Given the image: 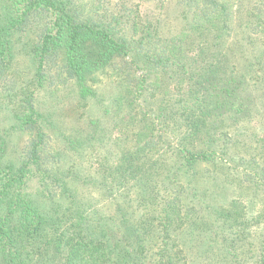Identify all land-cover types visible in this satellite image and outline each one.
I'll return each instance as SVG.
<instances>
[{
	"label": "trees",
	"instance_id": "1",
	"mask_svg": "<svg viewBox=\"0 0 264 264\" xmlns=\"http://www.w3.org/2000/svg\"><path fill=\"white\" fill-rule=\"evenodd\" d=\"M149 1L170 0H0V264H264L257 219L203 201L195 213L197 193L171 191L199 163L244 154L241 124L264 119V0H176L181 29L165 37L144 19ZM104 74L122 121L86 122L84 141L77 130L58 149L42 96L74 86L81 104ZM14 132L26 140L13 157Z\"/></svg>",
	"mask_w": 264,
	"mask_h": 264
},
{
	"label": "rangeland",
	"instance_id": "2",
	"mask_svg": "<svg viewBox=\"0 0 264 264\" xmlns=\"http://www.w3.org/2000/svg\"><path fill=\"white\" fill-rule=\"evenodd\" d=\"M142 11L144 19L154 24L156 33L164 35L163 37L179 33L181 29L180 9L176 4V0H170L164 5L150 1L149 3L145 2ZM17 67L20 70L27 69V63L22 56H20V65H17ZM73 87L63 86L54 92L50 91L52 94L48 92L45 94V97L42 96L43 104H47L50 107V111L54 110L55 112L56 119L54 121L57 127L54 130V134L58 138L56 144L60 150H62L60 147L66 141V137L71 135V132L81 130L82 133L80 135H83V137L78 141H84L93 128L90 126L91 121H98L100 127L109 132V129L115 125V122L122 121L120 119L122 116L118 114L127 110L126 106H123L119 99L120 93H122L120 86L108 74L102 75L99 79L96 86L95 98L84 101L81 104ZM49 94L50 96H48ZM259 118L253 120L250 124H241L243 125V131L241 132L245 133L247 139L249 138L248 150L243 147L242 141L241 151L244 154L234 155L235 151L230 150V154L234 156H230V154H228L229 156H222L221 154L218 161L214 158V162L199 163L193 172L189 174L195 180L191 185L186 180L175 181V188H172L173 190L171 191L176 192L181 190L197 193L196 196L189 193L188 196L190 198H185V205H188L189 208L191 206L193 212L198 213V207L202 208L203 205L200 203L197 205V202L203 201L206 203V207L208 205L214 208L216 206L221 207L218 211V216L221 218L223 213L233 216L239 214L240 220H245V223L249 220L254 221V219H257V225H264V119ZM86 122L90 124L88 128ZM115 131L111 132L114 133ZM20 134L14 132L11 135L10 152L13 157L16 156L17 151H20L24 147V140L26 138L20 137ZM128 135L132 137L131 133H128ZM83 145L80 151L84 152L85 166H88L92 164L93 155L97 154V150L93 149L87 142ZM95 147L98 146L96 145ZM108 148L105 152L107 150L112 152L117 151L116 147L111 148V146H108ZM68 152L67 149L64 153L67 154ZM70 155L71 153L66 157L69 159ZM253 159L256 160L254 161ZM258 175L260 177H257L258 179L254 181L253 179ZM214 177H218L217 180H214ZM34 187L35 183H31V188L33 189ZM175 192L171 193V195ZM128 199H130V196ZM193 206L196 207L193 208ZM112 210L113 208L109 207L108 204L102 211L106 214H111ZM146 211L144 206H142L138 210V213L142 214ZM209 211H207V214L202 215L205 216V221L210 223L203 227L204 231L210 225L213 231L219 226V222H216L217 217H215L214 213H209ZM193 219H196V217H193ZM259 226L256 229L257 232L260 231ZM176 230L180 233L183 231L188 232L189 225H185L183 229L181 226L179 229V223H177ZM207 246L205 244L204 248H210ZM217 248H220V244L214 245L216 252L218 251Z\"/></svg>",
	"mask_w": 264,
	"mask_h": 264
}]
</instances>
